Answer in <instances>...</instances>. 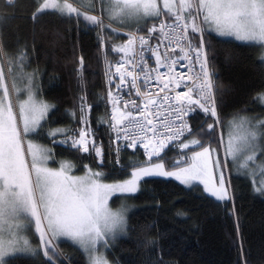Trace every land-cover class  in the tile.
Masks as SVG:
<instances>
[{
	"label": "snow or ice",
	"instance_id": "6c2138e0",
	"mask_svg": "<svg viewBox=\"0 0 264 264\" xmlns=\"http://www.w3.org/2000/svg\"><path fill=\"white\" fill-rule=\"evenodd\" d=\"M8 2L11 3L12 0ZM97 3L102 5L99 9L100 16L89 14L97 10ZM165 9L167 11H164ZM43 10L53 11L65 19H75L78 23L83 22L86 27H107L116 31L112 27L113 23H116L136 28V32L128 34L126 44L113 46L111 49L124 54L112 74L119 80L117 89L126 82L135 87L140 73H143L145 84L153 78L160 81V92L166 89L173 92L175 88L182 86L181 82H190L183 84L187 90L176 92L174 98L167 94L161 98L160 107L167 104L169 108H173L171 100L174 99L175 119L181 121L178 126L171 120L160 121L159 131L153 126V119L149 118L153 113L149 112L148 108L157 101L151 92L146 93L148 99L142 108L135 100L123 103L124 108H127L129 103L133 108H138L142 119H137L131 111L123 112L113 108L119 118L113 115L111 120H115L116 125H124V139L135 136L134 129H139L141 133H152L151 137L139 139V143L147 149L154 138L162 137L158 147L148 153L149 160L152 156H160V151L166 147L165 140L172 142L179 139L185 130L192 131L183 120L188 111H194L198 107L216 117L214 124L219 123L215 95L212 91L213 83L207 66V53L204 49L205 30L214 31L220 37L264 46V0H179L178 3L176 0H163L162 7L159 0H42L38 11ZM166 16L171 17L176 26L184 32L183 37L177 35L176 29L163 19ZM148 18H161L158 27L153 24L151 28L142 29L140 22L147 21ZM142 30L148 35H139ZM189 30L200 34L198 45L193 46L188 40ZM157 32L158 43L153 47L149 41L152 34ZM173 39L179 40L180 43L172 46ZM164 41H168V44L162 58L159 49ZM137 46L139 53H136ZM146 46L155 58L157 67L166 68L167 73L158 72L157 69L148 70L143 55ZM177 47L179 53L173 58L169 55V49L176 53ZM137 56L139 72L135 71ZM27 59L24 49H20L15 56H10L0 45V264H13L12 261L6 260V257L16 252L38 254L40 249H33L31 242L23 234L25 228L33 224L40 234V240L47 246L43 249V255L48 258L49 264L53 260L49 248L52 240L59 237L69 238L78 245L79 250L86 256L87 264H109L107 258L98 252V246L107 250L110 240L116 238L117 232L122 233L127 228L124 209L114 211L109 207V199L114 193L137 191L138 181L143 176H173L185 184L200 179L205 184V190L212 196L219 200L230 198L224 173L219 174L218 182L212 179L209 158L215 149L206 147L197 139L177 145L185 149L190 145H197L201 150L193 151L190 162L183 161L174 165L175 171H164V164L159 162L149 167L135 166L131 173L132 178L122 183H103L100 180L101 173L92 172L91 169L83 176L72 175L70 173L74 166L70 162H62L59 168L55 169L49 167L51 150L34 142V138L41 135L56 137L74 134L77 139L71 141L70 147L88 153L91 145L97 156L102 155V148L89 137L83 127L79 131L49 129L45 132L47 115L52 106L39 98V89L34 84L35 73L25 71ZM261 61L264 62V56ZM181 62H184L181 66L187 68L188 73L176 71L175 66ZM80 63L83 64V57L80 58ZM125 64L131 65L133 70L126 69ZM108 66L109 69L112 68L110 62ZM121 69L125 70L122 72ZM152 72H156L155 77ZM165 77L167 82H164ZM111 79L112 76L110 81ZM172 85L174 87H170ZM136 94L141 95L138 88ZM108 95L112 97L111 91ZM258 99L264 103V93L260 94ZM112 103L115 105L119 100L114 98ZM88 111L86 98L82 96L79 105L82 125L87 123ZM162 114L160 111L155 113L157 117ZM227 123V139L224 141L225 163L231 156L233 161H243L241 167L249 168L251 164L256 168V171L250 169L255 185L253 190L264 194V167L255 165L257 149L261 141H264V120L234 117ZM116 125L110 123L117 131V139H120ZM213 127V124L207 126L209 132ZM198 134L197 132L193 135ZM136 143L133 139L129 146H135ZM179 163H187V166L181 167ZM213 163L219 167L220 160L217 158Z\"/></svg>",
	"mask_w": 264,
	"mask_h": 264
},
{
	"label": "trees",
	"instance_id": "16d2710c",
	"mask_svg": "<svg viewBox=\"0 0 264 264\" xmlns=\"http://www.w3.org/2000/svg\"><path fill=\"white\" fill-rule=\"evenodd\" d=\"M41 2L15 0L8 5L7 0H0V45L10 56L20 49L26 51L25 71L35 73L39 98L52 105L45 132L78 131L80 98H86L94 140L102 155L97 156L91 146L88 153L70 148L69 143L77 138L74 134L59 135L68 145H53L58 136L35 139L55 147L58 155L73 162L77 172L90 167L105 174L108 181L124 180L132 168L151 161H164L167 169H176L179 153L175 150L166 149L151 160L142 150L114 151L105 104V63H114L111 49L119 37L106 27H86L53 11H38ZM203 39L221 127L214 124L215 117L198 108L191 118L193 132L188 140L196 138L216 149L225 163L221 137L226 123L242 113L264 119V105L258 99L264 93V54L258 45L212 33ZM191 40L198 45L199 34L191 32ZM209 124L214 125L211 132ZM194 149L201 150L195 145L183 151L184 161H190ZM184 165L187 163H179ZM252 184L251 178L230 176L231 196L220 201L200 185L189 188L165 178L143 179L136 194L112 201L115 207L121 202L127 206L128 229L112 244L107 260L111 264H264V196L256 193ZM61 251L66 262L62 264H87L83 252L72 245ZM7 260L13 264H49L43 255H15Z\"/></svg>",
	"mask_w": 264,
	"mask_h": 264
},
{
	"label": "built area",
	"instance_id": "2783aa9c",
	"mask_svg": "<svg viewBox=\"0 0 264 264\" xmlns=\"http://www.w3.org/2000/svg\"><path fill=\"white\" fill-rule=\"evenodd\" d=\"M13 2H14V0H12L11 3H9V2L8 3L12 4ZM166 22L171 24L172 27L176 29V34L177 35H179L180 37L184 36V32L180 28H178L173 21H166ZM156 25L158 27L159 22L156 23ZM134 32H136V31H134ZM123 33H125L127 35L126 39L124 40V44H126L127 43V39H128V34L130 32L129 31H124ZM138 34L139 35H144V36L148 35V33L146 31H145V33L139 32ZM158 36H159V32L152 34V39L149 41V43L153 47H155V45L158 43V40H157ZM187 38H188V40L191 41L190 32L189 31L187 33ZM179 43H180V41L176 40V39H173L171 41L172 46H176ZM167 44H168V41H164L161 44V46H160L159 51L161 53V57L162 58H163V53L165 51V47L167 46ZM191 44L193 46H195L192 41H191ZM185 50L186 51L188 50L187 46H185ZM139 52H140V49L137 46L136 47V53H139ZM177 53H179V47L176 48V53L171 52V50L169 49V55L171 57L175 58ZM116 54L119 56V60L114 62V64L112 65L111 69H109V67H108V69L106 71V74H105L107 88H108L107 96H106V98H107L106 99V105H107V109H108L107 120H108V124H109V129H110V131L112 133L113 147H114V149H115V151L117 153L121 152V151H124V150H127V149L128 150L129 149H132V150H134V149L140 150L141 149L142 151L145 152V155L148 157V153L150 151H152L154 148L158 147L159 140L162 139V137L157 136L156 138H154L153 139V143L151 145H149V147L147 149L144 147V145L142 143H139V139L141 137H145V136L146 137H151L153 135L152 133H141L139 129H134L136 135L132 136V137H129L128 139H124L123 137L126 135V132L124 130V125L123 124L116 125L115 120H111V116H113V115H116L117 118H119L118 113L113 112V108L115 107V108H117V109H119L120 111H123V112L131 111V112H133V115L136 116L137 119H142V117L139 115L138 108H133L131 103L128 104L127 108H124L123 107V103L125 101L135 100L137 105L140 108H142L144 103L148 99L146 93L147 92H151V93H153V96H154V98L157 101V103L155 105H149V108H148V111L153 113V115L149 117L150 119H153V126L157 127V129L159 131L160 128H161L160 121H165V120L174 121V124L178 126L181 123V121L175 119V110H174L175 101H174V99L171 100V103L173 104V108H169L167 104H164L163 107H160L161 98L164 95H166V94L169 95L171 98H174L176 92L186 91L187 89L185 87H183V84L190 83V82H188L186 80L181 82L182 86L180 88H175L173 92H168L167 89L164 92H160L159 88L162 87V84L160 83V81H158L155 78H153L150 81H148L147 84H145L143 82V73H140V78L137 80V83H136L135 87L131 86L130 83L126 82L122 86H120L119 89H117L116 85L119 84V80L115 76H113L112 74L115 73V65L117 64V62H120L122 60V58H124V54L123 53H117V52H116ZM143 55H144L145 60L147 62V67H148L149 71H151L152 69H157L158 72L167 73V69L166 68H158L157 67L156 62H155V58L153 57V55L151 53H149V51L147 49V46L144 49ZM138 61H139V56H137V67L135 69V71H137V72H139ZM182 63H184V62L178 63L175 66L176 71L180 72V73H188V69L181 66ZM207 66H208V70H209V61H207ZM198 67L199 66L197 65V68ZM125 68L128 69V70H133L131 65H128V64H125ZM124 70L125 69H121L122 72ZM209 74H210V72H209ZM152 75H153V77H155L156 72H152ZM110 76H112L111 81H110ZM210 77H211V74H210ZM130 79L131 78H128V80H130ZM164 82H167V78L166 77H165V81ZM170 87H174V85H172ZM137 88L141 92V95H139V96L136 94ZM109 91H111L112 97H109V95H108ZM212 91L214 93L213 89H212ZM214 95H215V93H214ZM114 98L118 99L119 103L113 105L112 100ZM215 107L217 108L216 101H215ZM197 109H198V107H196L194 111H188L187 114L183 116V120L187 122L188 126L191 128L192 131L188 132L187 130H185L184 134L179 139L173 140L172 142H168L167 140H165L166 147H164L163 150L164 149L165 150L166 149H171V150L173 149V150H177L178 152H181L183 150L182 147H178L177 145H180L181 142H184L192 134L193 127L191 125V118H192V115L194 114V112ZM157 111H160L163 114L160 115L159 117H157L155 115V113ZM110 123L112 125H116V129H119V135L121 137L120 139H117V131L114 130L113 127L110 126ZM164 130L167 131V129H164ZM168 134H171V133H168ZM133 139H135L137 141V143L135 144V146H131L130 147L129 144H130L131 140H133ZM145 142H146V140H145ZM181 160H182V158H181Z\"/></svg>",
	"mask_w": 264,
	"mask_h": 264
},
{
	"label": "rangeland",
	"instance_id": "374dc122",
	"mask_svg": "<svg viewBox=\"0 0 264 264\" xmlns=\"http://www.w3.org/2000/svg\"><path fill=\"white\" fill-rule=\"evenodd\" d=\"M197 23L199 24V20H197ZM202 27H206L207 26H204V25H201ZM207 33H213L215 35H217L214 31H210V30H205L204 31V35H207ZM199 34V33H198ZM200 36V34H199ZM218 36V35H217ZM220 37V36H218ZM221 38V37H220ZM224 38V37H222ZM225 39H234V38H225ZM235 40V39H234ZM237 41V40H236ZM240 43H246V42H241V41H238ZM249 44V43H248ZM260 46V48L263 49V54H264V46H261V45H258ZM41 99V98H40ZM262 105H264V103H261ZM50 105V104H49ZM52 106V105H51ZM52 110V108H51ZM50 110V111H51ZM217 110H218V105H217ZM48 113L47 115V118L48 116L50 115V112ZM235 117H248L249 119H252L248 114H236ZM89 118H90V110L88 111L87 113V117H86V120H87V123L85 124H81V126L79 127L78 131L83 127V129L85 131H87L89 133V137L94 139V131L92 130L91 128V125H90V121H89ZM216 119V117H215ZM232 120V119H231ZM229 120V121H231ZM262 120V119H260ZM264 120V119H263ZM43 123V122H42ZM217 126L220 128V124L218 123ZM227 132H228V123H226V127H225V133L222 135L223 136V141H225L227 139ZM46 136V135H45ZM57 139L55 140L56 142H60V141H63V139H61L62 137L59 138V135H57ZM49 138H53V137H50L48 136ZM77 139V138H76ZM193 139H196V138H193ZM54 141V142H55ZM34 142L37 143V144H40L37 139L34 138ZM40 145H43L45 148H48L51 150V153H52V159L48 161V166L49 167H52V168H59L60 164L62 162H70L74 167L71 171L70 174L72 175H76V176H83L86 174V171L88 169H91L90 167H86L85 170L81 171V172H77V168L75 167V165L73 164V162L69 161V159H66V158H62L60 155H58L57 153V150L55 147H51L49 145H46V144H40ZM54 145V144H53ZM192 146H195V145H192ZM206 147H209V146H206ZM75 149V148H74ZM73 149V150H74ZM92 150V148H90ZM210 149H213V148H210ZM194 151H200V150H195ZM193 153V151H192ZM219 159L220 160V165L219 167H217L213 162L216 160V159ZM224 158H225V155H224ZM210 164H211V171H212V179L216 182H218V178H219V174L221 172L224 173V179H225V185L226 187L228 188V191L230 193V196H231V190H230V176H238V175H242V176H245L247 178H251L252 182H253V178H252V175H251V171H256V168H253L252 165L250 164L249 165V168H244V167H241L240 165L243 163L242 160H237V161H233L232 157L229 156L227 158V163H223V159L219 157V154H218V151L215 149L214 152L211 153L210 155ZM163 163L164 164V161H151L150 163H146V164H140V166H145V167H149L151 166L152 164L154 163ZM190 162V161H189ZM255 165L257 167H264V141H261V144L260 146L258 147L257 149V154H256V158H255ZM187 165H184L183 167H186ZM251 169V171H250ZM92 170V169H91ZM176 169H173V170H169L167 169V167H165V164H164V171H175ZM134 171V168H132L130 170V173H132ZM92 172H96L94 170H92ZM99 173H101V176H100V180L101 182L103 183H106V184H116V183H122L126 180H129L132 178L131 174L128 178L124 179V180H115V181H108L106 178H105V174H103L102 172L100 171H97ZM152 177H158V178H165V179H169V180H175V181H178L180 182L182 185H185L189 188L191 187H194L195 185H200L203 187L204 191L205 190V184L200 180V179H197L195 181H190L188 184H185V183H182L180 180H177L175 177L173 176H163V175H159V174H153V175H149V176H143L139 179L138 181V187H137V191L135 192H125V193H114L111 198L109 199V207L112 208L114 211L115 210H119L121 208L124 209V214L126 216V219L128 218L127 216V206L124 204V203H120L119 207H115L113 206V199L116 198V197H120V196H129L131 194H136L139 189H140V185H141V181L143 179H146V178H152ZM255 185L252 184V187H254ZM207 192V191H206ZM208 194H210L209 192H207ZM257 193V192H256ZM260 194V193H258ZM211 195V194H210ZM264 196V194H261ZM212 196V195H211ZM214 197V196H212ZM216 200L217 198L214 197ZM229 199V198H228ZM228 199H225V200H220V201H226ZM219 200V199H218ZM128 221V220H127ZM127 229L128 227L125 229L124 232H117V235H116V238L114 240H110L109 242V248L107 250H105L104 248H101L100 246H98V252L99 253H102L105 257H106V254L111 251V247H112V244L117 241L118 239L122 238V236L127 232ZM27 238L28 240L31 242L32 244V247L33 249H37L39 248L40 251L38 252L37 255H43V249L45 247H47L41 240H40V234L36 231L35 229V226L34 224L33 225H30V226H27L24 230V233H23ZM70 245H72L73 247L77 248L79 250V247L78 245H76L74 242H72L69 238H66V237H59V238H55L52 240V245H51V248H49V254L53 256V260L51 263L53 264H62V262H65L64 261V256L62 255V251L61 250H67L68 247H70ZM61 250H60V248ZM81 251V250H80ZM84 254V253H83ZM15 255H28V256H34L32 255L31 253H28V252H16L15 254H12V255H9L8 257H6V260L8 258H12V257H15ZM36 255V257H37ZM85 255V254H84ZM44 256V255H43ZM45 257V256H44ZM47 258V257H45ZM86 258V256H85ZM87 261V259H86ZM109 261V260H108ZM66 263V262H65ZM109 264H111L109 262Z\"/></svg>",
	"mask_w": 264,
	"mask_h": 264
},
{
	"label": "crops",
	"instance_id": "0c3cea01",
	"mask_svg": "<svg viewBox=\"0 0 264 264\" xmlns=\"http://www.w3.org/2000/svg\"><path fill=\"white\" fill-rule=\"evenodd\" d=\"M179 2V0H176V3H178ZM159 3H160V5H161V7L163 6V0H159ZM102 7V5L101 4H99V3H97L96 4V11H91L89 14H92V15H97V16H100V11H99V9ZM43 11H47V10H43ZM164 11H167L166 9L164 10ZM183 14V13H182ZM172 19L171 17H163V19ZM157 19H161V18H148V20L147 21H141L140 22V27L142 28V29H145V28H148V27H150V26H152L153 24H154V22H155V20H157ZM105 22H107V20H105ZM113 26H115V27H118V28H120V29H123V28H125V29H129V30H136V28L135 27H131V26H120V25H118V24H116V23H113ZM107 28V27H106ZM108 29V28H107ZM111 33H114V31H111L110 29H108ZM143 31V30H142ZM213 34V33H212ZM217 36V35H216ZM189 142V140L188 141H186V143H188ZM191 147H192V145H190V147L189 148H187L188 150H190L191 149Z\"/></svg>",
	"mask_w": 264,
	"mask_h": 264
},
{
	"label": "bare ground",
	"instance_id": "6f19581e",
	"mask_svg": "<svg viewBox=\"0 0 264 264\" xmlns=\"http://www.w3.org/2000/svg\"><path fill=\"white\" fill-rule=\"evenodd\" d=\"M165 21H173L172 19H164ZM159 22H160V20H159ZM156 23H158V22H155V24ZM153 26V25H152ZM152 26H150V27H152ZM150 27H148V28H150ZM103 81V80H102ZM195 131V130H194ZM235 204V203H234Z\"/></svg>",
	"mask_w": 264,
	"mask_h": 264
}]
</instances>
